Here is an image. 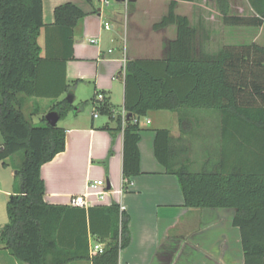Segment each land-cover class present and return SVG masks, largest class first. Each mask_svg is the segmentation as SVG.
Instances as JSON below:
<instances>
[{
    "label": "trees",
    "instance_id": "16d2710c",
    "mask_svg": "<svg viewBox=\"0 0 264 264\" xmlns=\"http://www.w3.org/2000/svg\"><path fill=\"white\" fill-rule=\"evenodd\" d=\"M84 1L93 4L97 0ZM215 1L225 26L258 29L264 24V0H247L253 12L250 16L230 15L226 0ZM175 7L171 2L169 12L153 29L175 26L176 38L165 43L162 59L126 62L124 123L117 115L115 128L103 129L112 138L114 132H123L125 179L140 173L141 130L133 121L151 111L177 112L179 124L190 129L177 139L168 130H157V161L177 178L185 207L233 210L232 225L240 233L243 264H264V47L224 45L214 54L204 53L198 48V28L176 15ZM85 16L74 4L65 3L54 9V24L45 26L41 0H0V163L7 166V159L19 156L13 163L18 180L6 204L8 222L0 231V244L24 264H118L119 252L130 244L129 217L115 202L87 210L44 202L41 168L65 150V131L49 125L45 117L33 125L23 112L28 99L55 102L50 111L59 120L87 107L89 102L74 107L65 98L59 100L72 92L66 84L65 65L73 57L75 29ZM42 28L43 55L38 44ZM98 94L93 100L95 109L111 119V106L105 98L97 100ZM200 111L220 115V138L216 153L194 168L185 137H193L191 118L197 119ZM178 144L184 147L183 157L177 154ZM102 165L107 170V159ZM94 213L110 224L107 232L95 226ZM79 218L82 234L74 247H64L61 231ZM88 233L107 240L93 256L89 255Z\"/></svg>",
    "mask_w": 264,
    "mask_h": 264
},
{
    "label": "crops",
    "instance_id": "0c3cea01",
    "mask_svg": "<svg viewBox=\"0 0 264 264\" xmlns=\"http://www.w3.org/2000/svg\"><path fill=\"white\" fill-rule=\"evenodd\" d=\"M41 1L45 26L54 24V9L65 3L74 4L86 14L75 29L73 57L66 61L65 78L74 95L73 106L78 102V87L81 86L85 87L86 95L80 99V103L89 102L87 106L95 110L89 114L83 109L74 113L72 118L68 113L61 119L63 126L60 128L65 131V150L41 168L45 183L44 202L72 207L69 205L72 196H90V182L103 181L110 187L106 201L96 202V198L90 196L88 200L93 205L83 209L105 207L115 202L129 217L130 244L119 252L118 264H243L240 233L232 225L234 211L185 207L177 178L167 174L155 157L157 130H168L170 136L177 139L182 132L190 129L185 124H179L177 112L151 111L138 119L141 130L138 142L140 173L125 179L122 173L123 132H114L112 138L103 129H114L116 116L124 112L123 77L126 62L162 59L165 43L176 38V27H170V37H167L169 28L155 31L153 25L163 16L154 18L148 10L135 21L134 15L141 11L134 6L138 0L132 1L129 7L121 2L102 7L99 0L93 4L84 0ZM157 1L176 3L177 15L186 17L191 27L198 28V48L204 53L214 54L224 45L256 43L264 47L257 41L259 34L264 38V24L258 29L225 26L215 0ZM226 1L230 15L250 16L253 13L247 0ZM122 9H126L127 14L123 15ZM105 23L111 26L110 30L104 29ZM38 44L43 55L44 28L40 31ZM97 92L111 106V119L95 109L93 100ZM66 94L59 100L65 98ZM37 100L51 102L48 99ZM191 119L194 135L192 138L185 137V144L190 148L193 167L197 168L218 149L221 118L218 114L200 111L197 119ZM2 142L0 131V145ZM179 147L177 154L183 157L184 147ZM106 159L107 170L102 165ZM5 162L7 166L0 163V231L8 222L6 204L16 189L12 181L10 185L5 183L6 169L11 168V174L15 175L10 158ZM124 182L125 191L122 189ZM105 221L100 214H93V222L102 232H107L110 227ZM69 225L59 237L64 247L72 248L82 234L84 225L80 218L72 220ZM87 240L88 249L95 244L102 249L107 242L91 233H88ZM0 264L24 263L17 261L0 244Z\"/></svg>",
    "mask_w": 264,
    "mask_h": 264
},
{
    "label": "rangeland",
    "instance_id": "374dc122",
    "mask_svg": "<svg viewBox=\"0 0 264 264\" xmlns=\"http://www.w3.org/2000/svg\"><path fill=\"white\" fill-rule=\"evenodd\" d=\"M111 4H114V2H111ZM170 4H171L170 2L167 3V2L157 1V0H153V1H150V0H138L137 5H134V6H136L137 8H139L141 11H138V13L134 15L135 16L134 20L136 21L137 19H140V17L143 16L145 10H148V12H150L153 15L154 18L155 17H160L161 15L162 16H166L167 13L169 12ZM140 12H142V13H140ZM174 13L177 15V13H176L175 10H174ZM122 14L123 15L127 14V10L126 9H122ZM170 27H172V26L167 27V28H169V30L167 31V37L168 36L170 37ZM176 36H177V34H176ZM263 39L264 38H263L262 34H259V37H258V40L257 41L261 45L264 46V40ZM84 88L85 87H81V86L78 87V94H77L78 95L77 96V99H78L77 101L78 102H76V104L74 105V107H76L80 103V99H82L84 97V95H86V89H84ZM54 103L55 102H52V101L51 102H49V101L48 102H44V101L43 102H40L37 99H28L26 101V103L24 104V106H23L24 115L26 116L27 119H29V121L32 122L33 125L38 126L40 124V120L43 117H45L48 112H50V109H52ZM85 111L87 113L91 114L95 110L93 111V109L91 108V106H87L85 108ZM73 115H74V113L73 112H70L68 116H69V118H72ZM57 125H58V127H62L63 126V121L59 120V122H58ZM17 158H19V156ZM17 158L15 156H13L12 158H10V163H12L11 164V167L13 169H14L13 163H15V161H16ZM1 168L2 167H1V164H0V169ZM191 170L194 171L195 169L193 167H191ZM15 172H16V170L14 169V173ZM5 177H6L5 178V183H8V185H10L11 184V181H12V183H14V185H16L17 180H18V177L15 178V175H12L11 174V168L5 170ZM0 188H1V183H0Z\"/></svg>",
    "mask_w": 264,
    "mask_h": 264
},
{
    "label": "built area",
    "instance_id": "2783aa9c",
    "mask_svg": "<svg viewBox=\"0 0 264 264\" xmlns=\"http://www.w3.org/2000/svg\"><path fill=\"white\" fill-rule=\"evenodd\" d=\"M130 1L131 0H99V3L101 4L102 7H108L111 5V2H114V3L121 2L125 5V7H127L128 3ZM104 29L110 30L111 26L108 23H105ZM97 100H99V101L103 100V96L98 94ZM94 116L96 117L97 113H95ZM121 117H122V123H124L125 112L122 113ZM133 123H138V120L135 119L133 121ZM147 123H149V121H147ZM89 190H90V196L95 197L96 202H105L106 197L109 194V190H106V184L103 181H92V182H90ZM90 196L74 195L70 198L69 205L72 207H82V208L90 207L93 205L92 202L90 200H88V197H90ZM120 209H121V207H120ZM121 211H123V210L121 209ZM100 251H101V246L95 244L94 246H92L89 249V255L93 256L94 254H96L97 252H100Z\"/></svg>",
    "mask_w": 264,
    "mask_h": 264
},
{
    "label": "water",
    "instance_id": "95a60500",
    "mask_svg": "<svg viewBox=\"0 0 264 264\" xmlns=\"http://www.w3.org/2000/svg\"><path fill=\"white\" fill-rule=\"evenodd\" d=\"M134 0H131V2ZM65 100L69 103V104H73L74 102V95L72 92H69L66 94ZM76 110V108L74 109ZM45 120L46 122L51 125V126H56L58 121H59V116L56 112L54 111H50L47 113V115L45 116ZM17 172H15L16 174ZM106 190H110V187L108 186V184H106Z\"/></svg>",
    "mask_w": 264,
    "mask_h": 264
}]
</instances>
